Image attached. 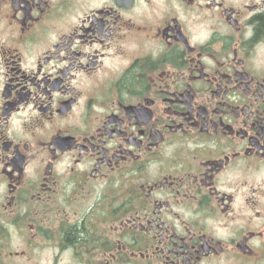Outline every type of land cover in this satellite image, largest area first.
Returning a JSON list of instances; mask_svg holds the SVG:
<instances>
[{"label":"flooded vegetation","instance_id":"flooded-vegetation-1","mask_svg":"<svg viewBox=\"0 0 264 264\" xmlns=\"http://www.w3.org/2000/svg\"><path fill=\"white\" fill-rule=\"evenodd\" d=\"M0 264H264V0H0Z\"/></svg>","mask_w":264,"mask_h":264}]
</instances>
